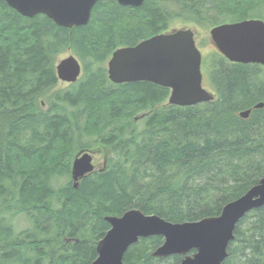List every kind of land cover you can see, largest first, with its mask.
Here are the masks:
<instances>
[{
	"label": "trees",
	"instance_id": "trees-1",
	"mask_svg": "<svg viewBox=\"0 0 264 264\" xmlns=\"http://www.w3.org/2000/svg\"><path fill=\"white\" fill-rule=\"evenodd\" d=\"M251 19L264 21V0H146L138 8L99 0L88 25L68 29L0 0V264H92L110 230L106 216L138 209L196 222L219 216L257 185L264 178V107L255 108L264 104L262 65L215 54L207 68L216 98L192 107L167 104L170 90L150 82L114 84L106 67L117 49L166 33L173 21L212 29ZM69 50L84 75L56 89V62ZM46 97L45 110L39 100ZM94 149L110 153L106 169L74 188L77 154ZM60 178L68 180L57 187ZM18 214L30 222L19 233L11 218ZM234 235L223 264H264V206ZM163 243L142 238L124 261L181 264V256L153 257Z\"/></svg>",
	"mask_w": 264,
	"mask_h": 264
},
{
	"label": "water",
	"instance_id": "water-1",
	"mask_svg": "<svg viewBox=\"0 0 264 264\" xmlns=\"http://www.w3.org/2000/svg\"><path fill=\"white\" fill-rule=\"evenodd\" d=\"M20 15L34 18L44 15L59 27L73 29L88 25L99 0H4ZM146 0H117L122 6L138 8ZM217 51L233 64H257L264 67V21L251 19L216 26L210 31ZM203 55L196 43V31L181 28L158 34L132 47L117 49L108 61L109 80L117 85L150 82L170 90L168 104L192 107L213 102L215 95L203 86ZM59 81L74 84L82 76L83 67L73 55L56 66ZM264 107L263 103L255 106ZM251 110L240 113L248 119ZM136 118V121L140 118ZM95 150L80 151L72 166L74 188L97 169L93 163ZM107 157L104 158V171ZM264 206V178L239 199L227 204L217 217L196 222L172 223L138 209L122 216H106L110 225L96 246L97 258L92 264H126L128 249L142 238L163 237L164 243L153 257H183L181 264H223L228 248L235 239L238 223L251 211Z\"/></svg>",
	"mask_w": 264,
	"mask_h": 264
},
{
	"label": "rangeland",
	"instance_id": "rangeland-1",
	"mask_svg": "<svg viewBox=\"0 0 264 264\" xmlns=\"http://www.w3.org/2000/svg\"><path fill=\"white\" fill-rule=\"evenodd\" d=\"M186 27L194 29L196 31V34H197V38H196L197 42L196 43H197V46L203 55V64H202V73L204 76L203 86L208 91L215 94V91L209 82L210 68H207L208 66L210 67L209 61L211 60V58H213L215 56V54L218 53L217 49L215 48V46L213 45V42L211 40V36H210L211 29L210 28L209 29L208 28H200L198 25L191 24V23H183L181 21H173V22H171L169 30L166 33H169L173 30L186 28ZM70 55L75 56L79 60V58L75 55V53L73 51L69 50V51L64 52L63 54H61L58 57L57 62H56V66L59 64V62L61 60L68 58ZM208 62H209V64H208ZM107 65H108V62L106 63V67H107ZM82 66H83V64H82ZM83 75H84V71H83L82 76L79 78L78 81H80L83 78ZM70 85H72V84L60 81L59 85L57 86L56 89H67ZM47 99H48V97L39 100L41 103H44V109L45 110L47 109V107L45 106ZM167 104H168V102H167ZM94 150L98 151V153H96L93 156V163H94L97 170H101L102 165L104 164V158L107 157V161H108V158L111 155L106 150H104V152L97 150V149H94ZM71 179H72V176H71ZM67 180H68L67 178H60V179H57L56 181H54L53 183L55 184V186L58 187L60 185H63ZM80 182H79V184H80ZM11 216H12L11 217L12 223L15 226V230L17 233L27 229L30 226L29 220L24 215L18 214L15 216H13V215H11Z\"/></svg>",
	"mask_w": 264,
	"mask_h": 264
},
{
	"label": "bare ground",
	"instance_id": "bare-ground-1",
	"mask_svg": "<svg viewBox=\"0 0 264 264\" xmlns=\"http://www.w3.org/2000/svg\"><path fill=\"white\" fill-rule=\"evenodd\" d=\"M142 42V41H141Z\"/></svg>",
	"mask_w": 264,
	"mask_h": 264
},
{
	"label": "flooded vegetation",
	"instance_id": "flooded-vegetation-1",
	"mask_svg": "<svg viewBox=\"0 0 264 264\" xmlns=\"http://www.w3.org/2000/svg\"><path fill=\"white\" fill-rule=\"evenodd\" d=\"M103 166V165H102Z\"/></svg>",
	"mask_w": 264,
	"mask_h": 264
}]
</instances>
